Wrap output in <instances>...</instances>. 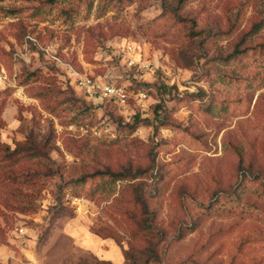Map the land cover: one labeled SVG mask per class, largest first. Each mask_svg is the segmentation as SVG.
<instances>
[{
	"label": "rangeland",
	"instance_id": "rangeland-1",
	"mask_svg": "<svg viewBox=\"0 0 264 264\" xmlns=\"http://www.w3.org/2000/svg\"><path fill=\"white\" fill-rule=\"evenodd\" d=\"M112 3L0 0V264H264V0Z\"/></svg>",
	"mask_w": 264,
	"mask_h": 264
},
{
	"label": "built area",
	"instance_id": "built-area-1",
	"mask_svg": "<svg viewBox=\"0 0 264 264\" xmlns=\"http://www.w3.org/2000/svg\"><path fill=\"white\" fill-rule=\"evenodd\" d=\"M112 50H116L120 54H126L127 61L126 63L128 66L135 67L138 70L146 71L150 67V63L143 59L141 56L137 59L140 52L133 46H126L124 49H119L117 47H111ZM76 83L78 87L81 88L85 95L89 99L96 100V99H114L115 101L124 102L126 101L127 97L129 96L127 89L123 85H118L112 82L108 76L106 79H98L93 75H88L87 73H78L76 76ZM146 94L143 91L138 92V97L145 98ZM20 245H26V238L24 237V228H20L19 234ZM1 254V252H0Z\"/></svg>",
	"mask_w": 264,
	"mask_h": 264
},
{
	"label": "trees",
	"instance_id": "trees-1",
	"mask_svg": "<svg viewBox=\"0 0 264 264\" xmlns=\"http://www.w3.org/2000/svg\"><path fill=\"white\" fill-rule=\"evenodd\" d=\"M109 1H112L113 2L112 3L113 6H115V7H119V6H122L123 7L125 5H129V4H131L133 2V0H109ZM120 176H123V175H120ZM137 200L139 202H143L142 199H141V197H139V196H138ZM126 211H129V217H132V219H134V217L132 215V211H130V210H126ZM126 211H125V214H127ZM123 255H124V251H123ZM126 257L130 258L131 255H127ZM124 258H125V256H124Z\"/></svg>",
	"mask_w": 264,
	"mask_h": 264
},
{
	"label": "crops",
	"instance_id": "crops-1",
	"mask_svg": "<svg viewBox=\"0 0 264 264\" xmlns=\"http://www.w3.org/2000/svg\"><path fill=\"white\" fill-rule=\"evenodd\" d=\"M0 252H1V254H2V252H3V254H4L5 249H3V247H0ZM0 257H1V255H0Z\"/></svg>",
	"mask_w": 264,
	"mask_h": 264
}]
</instances>
